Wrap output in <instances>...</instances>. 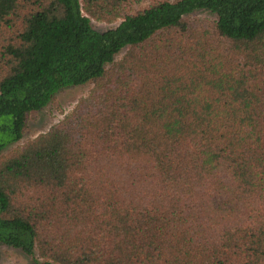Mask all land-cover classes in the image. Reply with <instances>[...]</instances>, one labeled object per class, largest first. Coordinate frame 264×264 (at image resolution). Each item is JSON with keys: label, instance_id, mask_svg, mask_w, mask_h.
Returning a JSON list of instances; mask_svg holds the SVG:
<instances>
[{"label": "trees", "instance_id": "trees-1", "mask_svg": "<svg viewBox=\"0 0 264 264\" xmlns=\"http://www.w3.org/2000/svg\"><path fill=\"white\" fill-rule=\"evenodd\" d=\"M139 1L0 0V245L34 264H264V0Z\"/></svg>", "mask_w": 264, "mask_h": 264}, {"label": "rangeland", "instance_id": "rangeland-1", "mask_svg": "<svg viewBox=\"0 0 264 264\" xmlns=\"http://www.w3.org/2000/svg\"><path fill=\"white\" fill-rule=\"evenodd\" d=\"M147 0H140L133 7L139 8L147 4ZM205 16V15H203ZM119 20L105 22L91 18L92 26L97 30H106L115 27ZM91 84L66 87L60 90L44 108L32 113L25 127L23 138L18 144L45 132L48 128L60 120L76 104L78 99L88 93ZM15 146V145H14ZM7 151V150H5ZM0 264H34L32 258L26 256L19 249L0 245Z\"/></svg>", "mask_w": 264, "mask_h": 264}]
</instances>
